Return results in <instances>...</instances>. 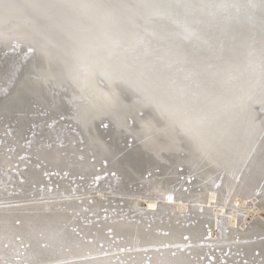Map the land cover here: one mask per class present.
Returning <instances> with one entry per match:
<instances>
[{
    "label": "rangeland",
    "instance_id": "obj_1",
    "mask_svg": "<svg viewBox=\"0 0 264 264\" xmlns=\"http://www.w3.org/2000/svg\"><path fill=\"white\" fill-rule=\"evenodd\" d=\"M19 1L20 0H0V24L4 26L1 28L2 31H0V210H4L5 213H10L14 216V210L25 208L21 213L19 212L17 216H14L11 224L19 225L20 222L23 221L26 224L28 223L27 221H29L28 217L30 218L32 216L41 218L39 221L36 218L37 224H53L59 217L58 222H56L57 226L62 225V228H64V226L67 227L69 238L78 242L80 248L84 247L86 243L91 245L92 241L97 243V247L94 246L95 248H91V251L85 250V252H82L83 250H78V253L85 254L84 256H86L87 259L91 257L101 258L100 256H102L104 258L102 260H105L107 256V258H111L112 261L117 260V262H119L121 260L119 264H128L133 253H141L144 262L147 264V254L152 250L154 252L158 250L165 252V250H163L164 248H181L184 242L188 244L194 242L196 238L191 237V239H194L191 240L188 231L190 232V230L194 228V224L199 222V225L202 226H199L197 230L198 240L196 239V241L200 244L206 242V245H204L203 255L194 257L193 264H264V222L260 218L262 217L264 219V109H262L264 108V103L261 102L255 106L254 111H256L259 116L255 119V125L253 123L254 132L250 140L251 145L250 143L248 144L245 154L236 164L232 174L234 179L229 177V179H233L234 181L231 194H233V196L234 194L237 196L241 195V198L244 196L246 197V199L243 198L245 200V209L243 208L240 213L238 212L239 219L237 223L230 225L228 219L230 210L225 203L227 202L226 195L220 193L221 188L228 184V181H226L228 177H224V173L222 172L218 183L215 186H209V188L218 189L220 187L218 189L220 200L218 199L215 202L225 203V210L228 213L219 215L217 222H215L213 210L207 208L205 203H198L196 201L198 198L196 197V199L193 196L196 190H201V194H205L208 188L200 189L197 187V174L185 168L184 165L186 164H173V170L175 167L174 172H176L173 173L174 178L171 179L175 180L172 183L173 185L169 184L168 176L165 177V174H161V177L166 180L164 184H161V178L158 177L160 176L159 169L153 168L149 172V168L146 170L144 166L139 168L141 172L138 178L139 180L136 178V180L133 179L131 182H126L125 176L123 175V179L122 174L114 170L111 153L104 149V153L102 154L100 152V147L93 148L82 129L83 118H87L86 116L91 114L87 112L91 106L93 108L91 102L97 104L99 100L102 99L101 97L105 98L104 102L107 101V106L110 111L111 109L125 111L123 117L124 124L130 129L131 125L135 124L134 119L143 116L144 106L146 103H149H145L146 99H139V97H141L140 92H137L132 85H135L137 82V86L144 85L145 81L148 80L151 81L154 87L159 88L166 86L170 87L171 84L184 85L178 82V80L177 82L174 81L172 78L175 72L176 62L174 63L175 68L169 63V65H164L162 67H165V69H157V56H159L157 53L163 52L161 49H158L160 48V45H158L160 42L156 44V42H158L157 39L160 41V36H158L156 31L159 32L160 30L156 27L154 31H148L147 27L152 25L149 23L157 18L158 15L157 13L155 14L154 8L157 10L158 7L154 5L150 6V4L145 2L138 5L139 9L133 13L138 18L136 19L135 17L131 22L132 24L130 23V28L128 27L129 30L127 29L129 34L132 33L129 35L130 37L128 36L127 46L129 47L125 45L122 46V50L131 52L132 60H130L129 67L114 64L112 61L110 62L107 60L106 53L100 49L101 56L104 58L100 57L98 59H91L87 63L84 62L80 69L83 70V68H85L88 75H91L90 83L87 81L86 84H84L85 87L82 86L81 88L78 87L79 85H77V87L74 86L73 83L70 85L71 87L67 86L58 89L50 86L49 79L43 81L45 77L39 73L36 74L35 67L38 65L39 47L30 42V37L37 33L38 36L44 37L48 30L60 29L63 17L70 18L72 23H78L77 20H79L78 16L80 11L69 12L72 7L67 8L65 0H37L38 2L40 1L39 4L44 9L47 5L46 14L48 20L46 21V19L43 20V18L38 15L29 14L24 9L23 5H18L20 3ZM262 1L264 2V0ZM62 6H65V8H62ZM50 11H54V13ZM213 20V22L216 21V16ZM13 21H16L19 25L17 29L20 33L9 32V24ZM185 21L188 29L195 27L194 22L192 23L191 20ZM203 25L207 27L206 22L203 23ZM59 31L60 34L64 33L62 29ZM190 33H192V37L189 40L190 42L188 41V49L186 48L187 50L182 52V54L184 53L182 56V61H184V63H188V60H190V58L193 59V56L196 55V47L193 50L192 48L196 41L195 38L198 36L196 35L195 37L192 29ZM165 34H167V32H165ZM3 35L4 38L2 37ZM45 36H47V34ZM197 41H199V39ZM220 46L221 44L218 42V44L211 48V52L205 51L202 53L205 58H208L207 61H211L212 57L221 56L224 47ZM208 48L209 47H203L204 50ZM181 50H184V47ZM192 51H194V53ZM262 53V60H264V50ZM168 55L171 57L169 53ZM208 55L210 56L207 57ZM55 56L54 51L50 52L45 56V60L51 61ZM47 61H45L46 64L48 63ZM117 66L120 68H117ZM177 67L180 66L178 65ZM121 68L123 70H120ZM89 69H91V71ZM159 71L162 72L158 74ZM92 72L95 73L92 75ZM28 75L31 78L28 77ZM44 85L46 86L44 87ZM109 89H111V91ZM95 92H97V100L95 99ZM17 94H20L19 96L21 98L18 99V97H15ZM103 94H106V96L104 97ZM124 94L125 97H123ZM92 96L93 99L91 101ZM107 97L108 99H106ZM13 98H15L16 101ZM89 98L90 101L88 100ZM88 101L90 103H88ZM140 107H142V109ZM82 110L86 113L81 114ZM76 113L78 115L74 117ZM107 117L109 116L107 115L106 118L103 116L97 121L99 130L103 133H107L111 127ZM119 140L123 148L122 150L125 153L131 150L135 145L134 139L131 137V134L129 135L128 133L120 135ZM230 142L233 143L232 141ZM186 153L189 154L188 150H186ZM101 154L105 156L103 157ZM186 158L189 159L190 155H186L185 159ZM253 165L262 169L253 175L254 178L251 176L244 179ZM82 166L90 169L87 171V174L82 171ZM29 172L30 175H34L35 177L31 178ZM154 172L155 174H152ZM150 176H156L158 179H154L153 181ZM142 180L153 184H149L146 188H142V183L139 182ZM245 180H248L247 182H249V185H246V187L244 185L243 189L242 186L240 187V184ZM229 182H231V180ZM251 187H253V189ZM240 188L241 193H239ZM257 189L263 192L260 193ZM228 191H230V187ZM19 195H21V197ZM169 197H171V199H169ZM233 198H229L230 204H232L231 201ZM169 200L170 202H167ZM180 200L188 202V207L183 213L175 209V203ZM211 206L214 209L213 205ZM202 207H205L209 212L206 210L204 211ZM257 207L259 208L257 209ZM205 212L208 214L202 216ZM253 212L256 215H260V217L255 215L256 221L249 220L244 223L242 221L243 215L245 213L252 214ZM118 222H120V225ZM213 226L216 227L212 230L215 231L217 228L215 231L216 235L214 234L213 238H211L212 241L210 240L211 243H208L210 239L208 229ZM254 226L261 228V230H257ZM115 227L120 229L116 230ZM121 227H125V229L129 228L136 233H141L143 235L141 243L128 244L125 239L126 237H123L121 234ZM84 231L85 233H83ZM172 234H177V237L170 239L169 235L172 236ZM12 237L14 239L13 241H16L19 247V252L16 249V254H20L21 249L25 248L26 244L21 242L23 240L20 236L15 235ZM149 237L151 239H149ZM246 240L248 243H246ZM255 242L257 243L255 247L258 249L250 248L249 246L253 245V243L255 245ZM240 244H242V246ZM1 245L6 247L7 243L2 242ZM40 245L43 246L44 244L41 242ZM78 245L76 247H78ZM229 246L231 249L228 248ZM91 247L93 246L91 245ZM186 247L187 246L184 248ZM184 248L182 247L181 250H184ZM76 253L77 251L70 253V256L77 255L72 258L68 254L71 259H60L62 260L61 263H63V261L69 262L73 259L86 258L83 254L80 256ZM2 262L3 264H8L5 260H2ZM58 262L60 263L59 257L53 258V260L43 257L36 261H30L29 264H59ZM23 264H28V262Z\"/></svg>",
    "mask_w": 264,
    "mask_h": 264
},
{
    "label": "bare ground",
    "instance_id": "obj_2",
    "mask_svg": "<svg viewBox=\"0 0 264 264\" xmlns=\"http://www.w3.org/2000/svg\"><path fill=\"white\" fill-rule=\"evenodd\" d=\"M19 2L20 3L18 5H23L24 9L29 14H34L36 16L38 15L42 17L43 20H48V16L46 14L47 5L44 9L37 0H20ZM145 2L150 4V6L154 5L158 7L157 10L154 8L155 14L157 13L158 15L157 18L151 23L148 21V23L152 25L147 27L148 31H154L156 27L160 30L159 32L156 31L158 36H160V41L157 39L158 42H156V44L160 42V44H158L160 45V48L158 49H161L163 52L157 53L159 56L156 55L158 58L157 69H165V67H162L164 65H169V63L175 68L176 64V68L174 69L175 72L172 78L174 81L177 82L178 80V82H181L184 85L171 84L170 87L166 86L159 88L154 87L149 80L145 81L144 85L142 84L139 86L136 85L138 82L135 83V85H132L130 81L134 89L137 90V92H140L141 97H139V99L143 98L146 99L145 103L149 102L146 103L145 106L142 105L144 106L143 116L141 118H135V124L131 125V128L129 129V127H126L123 120L125 111H118L111 108L110 111L107 106V101L104 102L105 98L100 96L102 98L99 100L100 103L98 101L97 104H93V102H91L93 108L91 106L87 111L91 114L88 116L85 115L87 118H83L82 129L87 137L88 142L93 146V148L100 147L101 151L99 149L98 150L102 154L104 153V149L111 153V158L114 163V170L119 171L122 174L123 179L125 176L126 182H131L133 179L136 180V178L138 179L141 174L139 168L144 166V168L146 167V170L149 168V172L153 168L159 169L160 176H156L161 178V184H164L166 181L161 177V174H165V177L168 176L167 178L169 180V184L173 185L172 183L175 180L171 179L174 178L173 173H176L174 172L175 167L173 170V164H186L184 165L185 168L197 174V187L200 189L208 188V191H206L205 194H201V190L195 191V195L193 194V196L194 198H198H196V201L198 203L201 202L202 204L205 203L207 208L213 210L215 214L213 215L215 217V222H217L219 215L228 213L225 210L226 203V206H228V209L230 210L228 216L229 224L234 225L239 219L238 212L240 213V211H242L244 208V199H246V197L244 196L243 199L241 198V195L237 196L234 194L233 196V194H231V190L234 187V178L232 177V174L236 164L245 154L247 146L252 138L254 132L253 123L256 122L255 119H257V116H259L258 113L254 111L255 106L258 105V103H264V60H262V51L264 50V2L262 0H174L175 7L177 8V15H174L172 11V7L174 6V4H172V0H65L67 8L74 7L73 9L71 8L69 12L80 11L78 16L79 20H77L78 23H72L70 18L63 17L60 29L64 30V33L60 34V29H51L52 31L48 30L47 33L45 32L47 36H45V34L44 37H41L38 36L37 33L30 37V42L33 45H37L39 47V60L38 65L35 67L36 74L39 73L43 75L45 77L43 81H45V79H49L50 86L54 88L62 89L64 87L70 86L73 83L74 86L77 87V85H79L78 87L81 88L84 86V84H86L87 81L90 83L91 75H88L85 68H83V70L80 69L84 62L87 63L91 59L93 60L103 57L101 56L100 49L106 53L105 55L107 56V60L110 62L112 61L114 64L129 67L130 60H132L131 52L122 50V46L125 45L126 47H129L127 46L128 36L132 33L129 34L127 29L130 26L132 20L136 17L133 13L139 9L138 5ZM183 4L187 6L188 11L186 12L192 16L190 17L191 22H194L195 24V27L191 28L194 32L193 34H195V37L196 35L198 36L196 37L197 39L194 37L196 40L194 44L192 42V50L196 47V55L193 56V59L190 58L188 63H184V61H182V56L184 55L182 52L188 49V41L192 37V33H190L191 29H188L185 24V20L188 21L190 19H185L186 12L184 10H180L181 5L183 6ZM63 7L65 8V6H62V8ZM51 13H54V11ZM215 16L216 21L213 22V18ZM137 18L138 17H136V19ZM205 22L207 23V27L203 25ZM17 26L19 25L16 21L11 22L8 27L9 32L18 33L19 31ZM2 27L4 26L0 24V31H2ZM165 32H167V34H165ZM2 37L4 38V35ZM198 39L199 41H197ZM218 42L221 44L220 47H224L221 56L212 57L211 61H207L208 58H205L202 53L212 50L211 48L218 44ZM183 47L184 50H181ZM203 47H209L210 49L208 48L207 50H204ZM53 51L55 52L56 56L51 61L45 60V56ZM192 52L194 53V51ZM168 53L171 55V57L168 55ZM45 61L48 63L46 64ZM178 65L180 67H177ZM118 66L117 68H120ZM89 70L91 71V69ZM120 70L123 69L121 68ZM161 72L162 71H159L158 74ZM93 73L95 72H92V75ZM28 77L30 76L28 75ZM45 86L46 85H44V87ZM109 90L111 91V89ZM95 93L96 99L97 92ZM91 94L93 95L92 92ZM19 95L20 94H17L15 97H18V99L21 98ZM93 96L91 97V101ZM103 96L105 97L106 94H103ZM108 97L106 99H108ZM123 97H125V94ZM13 99L16 101L15 98ZM88 100L90 101V98ZM89 101L88 103H90ZM140 108L142 109V107ZM84 113L86 112L82 110L81 114ZM76 115L78 114L76 113L74 117H76ZM102 115L104 118H106L107 115L109 116L107 118L109 119L108 122L111 127H108L109 131H107V133L101 132L97 125V121L103 117ZM126 133L129 135L131 134V137L135 141L134 147H132L127 153L122 150L123 148L119 140L120 135ZM186 150H188L189 154L186 153ZM186 155H190V158L185 159ZM258 168V166L256 167L253 165L252 169L248 171L244 179H247L251 176L254 178L253 175L262 169ZM89 170L90 169H88V167L82 166V171H84L86 174ZM222 172L224 173V177H228V179H226L228 184L221 188L220 191V193H224L226 195L227 199V202L223 204L218 203V201L215 202L220 198V194L218 192L220 187L218 189L209 188V186H215L218 183ZM152 174H155V172ZM30 176L31 178L35 177L34 175ZM156 176L150 177L154 181V179H158ZM229 177H232L233 179H229ZM230 180L231 182H229ZM247 181H243L242 184H240V187H243L244 185L246 187V185H249V182ZM139 182L142 183V188H146L149 184H153L145 180ZM229 187L230 191H228ZM251 188L253 189V187ZM239 193H241V188ZM19 196L21 197V195ZM230 197H234L231 201L232 204H230L229 201ZM167 202H170V200ZM175 204V209L180 213H183L188 207V202H185L184 200H180ZM211 205H213L214 209ZM258 208L259 207H257V209ZM23 209L25 208L23 207L14 210V216H17L19 212L21 213ZM202 209L204 211L206 210L205 207H202ZM206 211L209 212V210ZM205 214L208 213L205 212L202 214V216H205ZM255 215L256 214L254 212L252 214L245 213L243 215L242 221L246 223L249 220H255L256 216L260 217V215ZM14 216L13 214L5 213L4 210H0V264H3L2 260H5L8 264H23L25 262H28L29 264L30 261H36L43 257L51 258L52 260L53 258L59 257V264H119L121 261H112V259L107 258V256L105 260H102L104 259L102 256H100L101 258L91 257L87 259V257L84 256L85 254H79L78 250L81 249L83 250L82 252H85V250L91 251V248L97 247V243L92 241L91 245L93 247L86 243L84 247L80 248L78 242L69 238V231L67 227L64 226V228H62V225L57 226L56 222H58L59 217L53 224H37L36 218L38 221L41 218L38 216H32L30 218L28 217L29 221H27L28 223L26 224L23 221L20 222L19 225H12L11 223L14 219ZM260 218L264 222V219L262 217ZM119 223L120 222H118V224ZM199 224L200 223L197 222L194 224L195 226L193 225L194 228H192L190 232L188 231L190 239L191 237L197 239V230L199 226H202ZM214 227L216 226L210 227V230L208 229L210 238L208 243L210 242L211 238H213L215 231L217 230V228L215 231L212 230ZM255 228L257 230H261V228ZM115 229L117 230L120 228L115 227ZM120 231L123 237H126L125 239L127 240L128 244L141 243L143 236L141 233H136L134 230H130L129 228L125 229V227H121ZM83 233H85V231ZM15 235L20 236V238L23 240L21 242L26 244L25 248L21 249L20 254H16V249L19 252V247L17 242L13 241L14 239L12 236ZM169 236L170 239H173L174 237H177V234H172V236ZM149 239L151 238L149 237ZM196 239H191L194 240V242H190L189 244L184 242L182 247L184 248L187 246L184 248V250H181L182 247L174 249L167 247L163 249L165 252H162V250H158L156 252L149 250L150 252L147 254V260L149 263L147 262V264H193L195 259L194 257H197V255H203L204 245H206V242L200 244L198 241H196ZM2 242L7 243L6 247L1 245ZM41 242L44 244L43 246L40 245ZM246 243H248L247 240ZM242 244L240 245L242 246ZM77 245L78 247H76ZM255 246H257V243L255 245L253 243V245H250L249 247L258 249ZM228 248L231 249L230 246ZM75 251H77L80 256L83 254V256L86 258L73 259L69 262L63 261V263H61L63 259H68L70 253ZM76 256L70 257L72 258ZM131 256L132 257H130L131 259L128 264H146L141 253H133Z\"/></svg>",
    "mask_w": 264,
    "mask_h": 264
},
{
    "label": "water",
    "instance_id": "obj_3",
    "mask_svg": "<svg viewBox=\"0 0 264 264\" xmlns=\"http://www.w3.org/2000/svg\"><path fill=\"white\" fill-rule=\"evenodd\" d=\"M172 4H174V6L172 7V11H173L174 15H177V11H176L177 8L175 7L174 0H172ZM180 10H184L185 12L188 11L187 6L185 4H183V6L181 5ZM190 17H192V16L186 12V18L191 20Z\"/></svg>",
    "mask_w": 264,
    "mask_h": 264
},
{
    "label": "snow or ice",
    "instance_id": "obj_4",
    "mask_svg": "<svg viewBox=\"0 0 264 264\" xmlns=\"http://www.w3.org/2000/svg\"><path fill=\"white\" fill-rule=\"evenodd\" d=\"M169 199H171V197H169Z\"/></svg>",
    "mask_w": 264,
    "mask_h": 264
}]
</instances>
